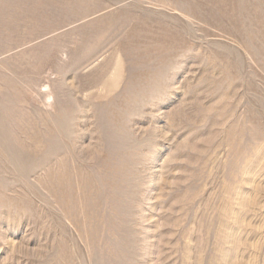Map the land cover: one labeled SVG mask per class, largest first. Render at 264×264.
Listing matches in <instances>:
<instances>
[{"label":"rangeland","instance_id":"374dc122","mask_svg":"<svg viewBox=\"0 0 264 264\" xmlns=\"http://www.w3.org/2000/svg\"><path fill=\"white\" fill-rule=\"evenodd\" d=\"M0 264H264V0H0Z\"/></svg>","mask_w":264,"mask_h":264},{"label":"bare ground","instance_id":"6f19581e","mask_svg":"<svg viewBox=\"0 0 264 264\" xmlns=\"http://www.w3.org/2000/svg\"><path fill=\"white\" fill-rule=\"evenodd\" d=\"M49 98H51V96Z\"/></svg>","mask_w":264,"mask_h":264}]
</instances>
